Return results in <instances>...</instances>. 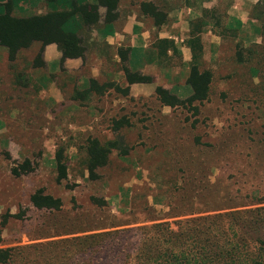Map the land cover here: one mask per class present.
<instances>
[{"label": "rangeland", "instance_id": "rangeland-1", "mask_svg": "<svg viewBox=\"0 0 264 264\" xmlns=\"http://www.w3.org/2000/svg\"><path fill=\"white\" fill-rule=\"evenodd\" d=\"M249 19L244 31L216 30L218 49L202 41L200 71L211 72L210 95L190 109L114 90L101 98L75 96L84 101L73 109L68 87L61 86L64 101L57 104L45 94L49 78L31 71L37 49L13 64L0 51V249L10 252L6 264H176L173 252L159 258L153 247L167 238L184 245L176 256L183 264L181 252L191 243L206 247L219 238L221 247L230 228L232 258L250 254L243 244L252 248L250 239L261 235L249 224L264 220V0ZM169 65L172 79L185 83L189 71L178 58ZM116 120H123L119 131ZM90 140L111 149L93 178L86 170ZM61 154L67 177L57 184ZM39 189L59 198L61 210L34 209L30 196Z\"/></svg>", "mask_w": 264, "mask_h": 264}, {"label": "crops", "instance_id": "crops-1", "mask_svg": "<svg viewBox=\"0 0 264 264\" xmlns=\"http://www.w3.org/2000/svg\"><path fill=\"white\" fill-rule=\"evenodd\" d=\"M84 1L93 4L96 0ZM40 4L41 0H31L30 6L39 8ZM257 4L258 0H121L114 12L117 18L111 23H105L106 9L99 7L100 21L83 32L82 58L62 61L60 50L51 44L43 49L45 68L32 70L33 56L29 67L49 78L45 94L53 102L63 103L61 86L68 87L73 93L69 101L73 109L83 103L76 97L89 89L91 81L98 87L113 83L128 88L132 98L152 96L158 87L175 95L184 90L190 96L186 82L172 79L170 61L178 58L189 71V41L200 39L218 49L222 37L216 30L244 31L251 21L249 12ZM124 70L154 80L129 85Z\"/></svg>", "mask_w": 264, "mask_h": 264}, {"label": "trees", "instance_id": "trees-1", "mask_svg": "<svg viewBox=\"0 0 264 264\" xmlns=\"http://www.w3.org/2000/svg\"><path fill=\"white\" fill-rule=\"evenodd\" d=\"M120 1L96 0L95 3L91 4L84 0H41L39 8H31V0H4L0 2V51L5 53L7 62L13 64L18 55L24 51L37 49L32 61V70H43L45 68L42 59L43 49L51 44L56 45L60 50L62 61L82 58L85 53L83 32L84 30L89 31L100 21L99 7L106 9L105 23H111L117 18L114 12ZM25 4L28 6L27 9L23 8ZM188 44L192 52V60L186 85L189 86L191 95L186 99H180L177 95L158 87L154 92V98L161 107L190 109L194 104H201L208 100L212 75L209 71H200V64L203 59L202 42L200 39H194L189 41ZM124 76L129 85L152 81L150 78L142 77L126 70H124ZM19 79L20 77L16 76L15 82L18 85H22L19 83ZM26 82L27 84L24 87H28V81ZM109 89L119 91L123 97H129L128 88L120 90L113 83L98 87L94 81L90 82L89 89L83 94L104 96ZM122 122L123 120L112 122L115 126V131H119L123 127ZM85 152L88 156L86 170L89 176L93 178L95 177V171L105 166L111 149H104L100 147L97 140H90ZM64 162L65 159L61 154L56 159V169L60 173L56 178L57 184L67 177ZM19 174L17 170H12L13 176L18 177L22 173ZM91 201L94 204H98V206L104 205V202H100L97 199H91ZM30 204L38 211L57 212L62 208V202L59 198L45 194L42 189L35 191L30 196ZM235 219H232V221H235ZM249 226H253L255 230L257 229L261 237L250 239L253 242L252 248L247 247L246 243L243 244L244 249L248 250V252L251 250L250 254H247L245 258H232L236 254V248L230 242V237L233 238L236 235L234 230L230 228L228 229L229 233L227 230L223 233L227 237V241L226 238L220 239V242H225L223 245L220 243L221 247L217 243L219 238L212 239L216 245L211 244L210 241L206 247L201 241L191 243L187 251L181 252L186 261L183 264H264V238L261 234L264 229V220L261 222L259 220L256 223L249 224ZM209 237L211 238L210 235ZM174 241L175 238H167L157 242L153 247L157 249L158 257L164 256L167 252H173V257L176 259L175 263L182 264V261L176 256L184 245H180L177 242L174 243ZM145 254L149 253L145 252ZM113 256H116V251H114ZM224 256L226 259L223 258ZM229 258L230 260H227ZM165 259L169 260V257ZM9 260V250L0 249V264H6ZM155 263L162 264L159 259L155 260Z\"/></svg>", "mask_w": 264, "mask_h": 264}]
</instances>
